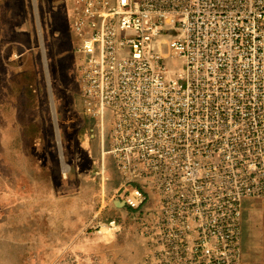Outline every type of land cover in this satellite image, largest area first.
Here are the masks:
<instances>
[{"label":"built area","instance_id":"built-area-1","mask_svg":"<svg viewBox=\"0 0 264 264\" xmlns=\"http://www.w3.org/2000/svg\"><path fill=\"white\" fill-rule=\"evenodd\" d=\"M56 1L121 200L140 212L153 196L139 264H241L243 201L264 199V0Z\"/></svg>","mask_w":264,"mask_h":264},{"label":"rangeland","instance_id":"rangeland-1","mask_svg":"<svg viewBox=\"0 0 264 264\" xmlns=\"http://www.w3.org/2000/svg\"><path fill=\"white\" fill-rule=\"evenodd\" d=\"M172 66L176 67L177 62H172ZM75 68L66 3L0 0V150L5 156L16 153L19 192L13 223L21 226L32 222L29 212L31 208H39L41 201L40 195L34 198L35 194L26 189H48L56 184L60 187L56 180L61 172L65 212L69 211L71 196L79 191L86 196L88 183L93 179L88 176L89 164L78 159L87 156V147L106 151V144L98 145V133L90 132L89 123L81 112ZM40 150L47 154L42 168L34 156ZM29 168L32 177L36 176V187H33L35 181L30 179ZM24 174L28 175L27 179ZM91 226L96 224L85 223L78 240H93L99 236L88 230ZM22 235L21 230V238ZM136 235L135 227L123 229L126 239L123 246ZM83 246L87 248V244ZM25 247L24 241L17 243L15 261L11 263L51 264L47 255L27 251ZM86 248H82V244L79 248L66 246L61 254H74L80 264H103L99 256H91ZM3 253L7 257V250ZM61 254L52 264L63 257Z\"/></svg>","mask_w":264,"mask_h":264},{"label":"crops","instance_id":"crops-1","mask_svg":"<svg viewBox=\"0 0 264 264\" xmlns=\"http://www.w3.org/2000/svg\"><path fill=\"white\" fill-rule=\"evenodd\" d=\"M99 135H97L98 145L103 147ZM86 149H88L87 156L78 159L89 164L88 176L93 178L88 183L86 196L83 191L74 193L71 196V208L65 212L64 180L63 174L59 172L60 178L56 181L57 183L59 181L60 187L56 184L54 188L39 190L31 188L29 191L26 189L27 192L35 194L34 198L40 195L41 201L39 208H31L29 212L32 222H24L22 226L20 223H13L17 215L16 201L19 192L16 188L18 171L16 153H8L5 156L0 150V264L14 263V248L21 240L24 241L25 250L47 255L51 264L59 253H62L64 247L79 248L82 244V248H86L83 246L84 243L87 244L86 251L91 253V256H99L103 264H139L142 261L147 251L148 239L141 234L137 220L141 211L154 208L152 193L149 194V201L140 212L130 210L124 205L121 194L118 193L122 179L112 159L104 153L105 148L96 150L87 147ZM29 154L32 158V153ZM34 156L39 159L41 168L44 167L42 162L47 158L46 151L40 150ZM29 172L30 179L35 181L33 187H36V176L32 177L31 168ZM24 175L27 179L28 175ZM30 196L33 197L32 194ZM32 201L33 204L36 199ZM109 220L118 222L119 231L94 237L93 240H78L86 222L97 226ZM241 224V264H264V199H244ZM127 226L135 227L137 235L123 246V240H126L123 238V229ZM21 230L23 238H21ZM4 250H7V257L3 253Z\"/></svg>","mask_w":264,"mask_h":264},{"label":"bare ground","instance_id":"bare-ground-1","mask_svg":"<svg viewBox=\"0 0 264 264\" xmlns=\"http://www.w3.org/2000/svg\"><path fill=\"white\" fill-rule=\"evenodd\" d=\"M19 66V65H18ZM21 67V66H20Z\"/></svg>","mask_w":264,"mask_h":264}]
</instances>
